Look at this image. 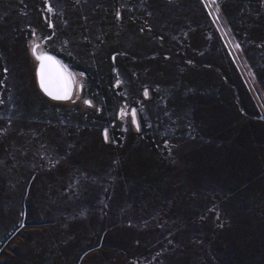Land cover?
I'll use <instances>...</instances> for the list:
<instances>
[{"label":"rangeland","instance_id":"obj_1","mask_svg":"<svg viewBox=\"0 0 264 264\" xmlns=\"http://www.w3.org/2000/svg\"><path fill=\"white\" fill-rule=\"evenodd\" d=\"M0 264H264V0H0Z\"/></svg>","mask_w":264,"mask_h":264},{"label":"snow or ice","instance_id":"obj_2","mask_svg":"<svg viewBox=\"0 0 264 264\" xmlns=\"http://www.w3.org/2000/svg\"><path fill=\"white\" fill-rule=\"evenodd\" d=\"M50 10L51 9H49V11ZM49 26H51V25H49ZM32 52H33V55L36 57V60L40 62V66L37 70L38 83H39L40 88L43 91H45V93L54 100L68 99L70 94H69L67 89H64L62 91L54 93L53 91L50 90V88L48 86L44 69H45L46 62H53L52 57L44 55V54L38 55L35 48L32 49ZM118 83H119V81H118ZM145 95H147L146 92H145ZM84 104L90 106V102L88 100H84ZM134 116H135V114L133 113V123H135Z\"/></svg>","mask_w":264,"mask_h":264},{"label":"water","instance_id":"obj_3","mask_svg":"<svg viewBox=\"0 0 264 264\" xmlns=\"http://www.w3.org/2000/svg\"><path fill=\"white\" fill-rule=\"evenodd\" d=\"M45 55L51 56L53 60V62H46L45 69H44L45 74H46V80H47L50 90L53 91L54 93L62 91L64 89L68 90L66 78L64 75V70L60 62L55 56L51 54H45ZM39 66H40V62H39ZM43 92L45 93V91ZM48 97L51 98L50 96Z\"/></svg>","mask_w":264,"mask_h":264},{"label":"bare ground","instance_id":"obj_4","mask_svg":"<svg viewBox=\"0 0 264 264\" xmlns=\"http://www.w3.org/2000/svg\"><path fill=\"white\" fill-rule=\"evenodd\" d=\"M205 1L207 2V0H205ZM206 4L208 5V7H209V9H210V12H211L212 16H213L214 20H215L216 23H217V26L219 27L221 33L223 34V36H224V38H225V40H226V42H227V44H228V46H229L231 52H232L233 57L236 59V61H237V63H238V66H239V68L241 69L243 75L245 76L247 82L249 83L250 88L252 89V91H253V93H254L256 99H257L258 101H260V100H259V97H258V95H257V93H256V91H255V89H254V87H253L252 84H251L250 77H249V75H248L246 69H245L244 66L242 65L241 60H240L239 57L237 56V54H236V52H235V50H234V48H233V45H232V43H231V41H230V39H229V37H228L226 31L224 30L223 26L221 25V23H220L219 19L217 18L216 14L211 10L210 5H209L208 3H206Z\"/></svg>","mask_w":264,"mask_h":264},{"label":"trees","instance_id":"obj_5","mask_svg":"<svg viewBox=\"0 0 264 264\" xmlns=\"http://www.w3.org/2000/svg\"><path fill=\"white\" fill-rule=\"evenodd\" d=\"M222 5H223V3H222Z\"/></svg>","mask_w":264,"mask_h":264}]
</instances>
